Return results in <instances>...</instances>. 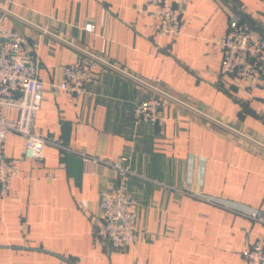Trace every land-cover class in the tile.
<instances>
[{"label": "crops", "instance_id": "0c3cea01", "mask_svg": "<svg viewBox=\"0 0 264 264\" xmlns=\"http://www.w3.org/2000/svg\"><path fill=\"white\" fill-rule=\"evenodd\" d=\"M143 2L0 0L5 25L43 34L31 56L40 79L58 83L86 51L156 80L178 100L165 101L167 120L158 127L135 122L134 107L149 91L111 68L96 69L92 95L48 86L34 130L73 152L47 146L42 161L28 160L16 133L0 146V157L21 159L0 200V264H245L243 251L264 235V89L223 73L217 44L231 16L264 34V0H189L184 33L159 47L154 20L138 14ZM123 155L141 177L127 181L139 200L135 243L119 250L97 240L95 225L101 192L118 185L103 161ZM200 194L256 209L261 219Z\"/></svg>", "mask_w": 264, "mask_h": 264}, {"label": "built area", "instance_id": "2783aa9c", "mask_svg": "<svg viewBox=\"0 0 264 264\" xmlns=\"http://www.w3.org/2000/svg\"><path fill=\"white\" fill-rule=\"evenodd\" d=\"M189 0H144L138 9L141 17L154 20V33L159 47V40L165 37H178L185 31L183 12ZM87 32H93L94 25L85 26ZM40 34L38 39L42 37ZM20 33L5 25L0 18V146L10 134L23 137L25 144L24 158L42 161L47 146H52L64 153H72L61 138L44 136L34 130V123L42 109L44 94L48 86L79 97L92 95L89 86L96 82L95 71L105 66L130 76L138 81L149 95L142 98L134 107L136 124L148 123L161 127L166 123L164 112L166 100H176L163 90L156 80L147 81L135 77L112 62L95 53L83 51L87 59L83 62L67 65L62 79L58 83H48L39 77L40 66L32 61V53L39 40ZM222 51V72L233 76L249 89H264V34L231 16L225 35L217 41ZM17 111L15 119H8L3 110ZM85 162H97L98 159L82 155ZM116 173L118 185L112 190H103L100 194V216L95 225V237L98 241L110 243L122 250L135 243L138 232L139 200L127 189L131 177H141L132 166L131 156L123 155L117 161H103ZM21 159L0 157V200L11 191L20 170ZM199 198L232 211L260 220L258 210L240 206L225 200L200 194ZM245 264H264V235L243 251Z\"/></svg>", "mask_w": 264, "mask_h": 264}]
</instances>
